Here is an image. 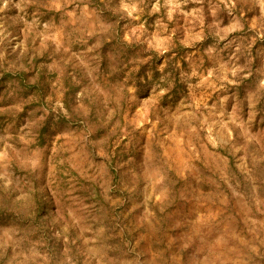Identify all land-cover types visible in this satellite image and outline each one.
Instances as JSON below:
<instances>
[{
	"label": "rangeland",
	"instance_id": "374dc122",
	"mask_svg": "<svg viewBox=\"0 0 264 264\" xmlns=\"http://www.w3.org/2000/svg\"><path fill=\"white\" fill-rule=\"evenodd\" d=\"M0 264H264V0H0Z\"/></svg>",
	"mask_w": 264,
	"mask_h": 264
},
{
	"label": "trees",
	"instance_id": "16d2710c",
	"mask_svg": "<svg viewBox=\"0 0 264 264\" xmlns=\"http://www.w3.org/2000/svg\"><path fill=\"white\" fill-rule=\"evenodd\" d=\"M95 1H97V0H95Z\"/></svg>",
	"mask_w": 264,
	"mask_h": 264
}]
</instances>
